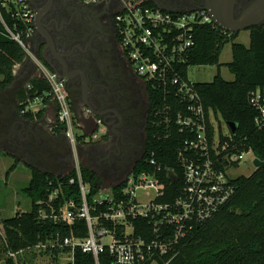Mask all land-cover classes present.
<instances>
[{
    "label": "trees",
    "instance_id": "16d2710c",
    "mask_svg": "<svg viewBox=\"0 0 264 264\" xmlns=\"http://www.w3.org/2000/svg\"><path fill=\"white\" fill-rule=\"evenodd\" d=\"M152 6V3L146 2ZM249 43L247 45L236 41L238 33L227 34L211 24L195 26L193 37L195 45L188 54L185 64L179 67V73L186 79V73L191 66L217 64L224 46L231 43L232 60L227 63L228 69L234 75L232 81H227L219 74L210 82H194L193 89L199 95L204 108L211 109L215 117L228 123H235L236 128L231 138L222 137L228 142L229 152L242 153L251 151L255 158L264 161V127H257L254 119L255 110L248 102V94L259 86L264 85V24L249 28ZM25 59V53L19 44L3 33L0 25V88L9 86L15 76L14 67ZM30 88L23 87L17 94L23 110L29 101L44 96V104H48L46 93L50 88L48 83L40 78L29 82ZM149 113L146 127L145 150L131 169L134 176L145 172L155 173L164 183V193L158 197L159 203H171L182 192V167L178 159V151L186 137L172 122L167 128L163 116L155 118L154 109H163L169 105L170 112L181 108L175 89L163 99L162 89L155 88L149 83ZM57 112V108H55ZM42 110L35 113L26 111L24 117L33 120L42 116ZM162 122V123H161ZM97 128L94 129L95 133ZM82 143V136L79 137ZM151 152L160 165V170L149 163ZM19 163L14 159L13 164L6 170L5 176L16 168ZM234 166H238L234 163ZM81 178L88 186L86 202L90 207V216L97 218V227H104L119 234L122 224L105 219L103 214L109 213L112 207L120 201H126L127 195L122 189L125 179L110 186L112 201L95 200L104 188L102 178L95 170L80 161ZM168 171L175 176L167 174ZM74 179V183L70 179ZM232 180L235 192L226 205L211 219L191 227L175 243H171L173 227L165 225L156 238L153 226L147 218H128L133 227V233L147 242L157 239L170 246L167 252L159 254L154 249L151 258L141 264H264V167L256 168L248 176H237ZM22 193L31 201L29 211H17L13 216L1 221V250L5 254L6 264H15L9 253L33 248L39 243H46L56 238L60 242L65 237L85 239L89 229L84 217L77 215V210L83 204L82 193L78 184L77 174L72 168L67 174L53 175L38 168H30V180ZM54 195L52 199L50 196ZM72 202L69 207L74 219L67 225L60 219V208ZM41 212L46 217L42 218ZM56 217V218H55ZM168 246V247H169ZM70 247L57 246L47 248L51 252L54 264H95L91 254L76 247L73 252V263L59 262V255L70 252ZM19 261L25 263V258ZM100 264H115L107 251L99 256ZM26 264V263H25Z\"/></svg>",
    "mask_w": 264,
    "mask_h": 264
},
{
    "label": "built area",
    "instance_id": "2783aa9c",
    "mask_svg": "<svg viewBox=\"0 0 264 264\" xmlns=\"http://www.w3.org/2000/svg\"><path fill=\"white\" fill-rule=\"evenodd\" d=\"M82 1L95 4L104 0ZM114 24L119 44L130 66L145 83L162 89L164 100L174 88L175 96L181 103V108L171 112L169 105H165L163 109L155 108L154 116L155 118L163 116L167 128L173 122L180 132L186 134L178 151L182 167V192L174 202L159 203L157 199L164 193V183L159 180L155 171L142 172L136 176L130 171L121 179L126 181L122 192L127 195V200L118 202L109 213L103 214L105 219L122 224L124 227L122 232L115 234L113 230L97 227V218L90 216V207L86 202L88 186L81 178L77 148L81 143L80 136L84 144L97 139L101 131L97 130L87 136L82 122L71 110L63 80L33 56L29 48V39L33 32V10L28 1L0 0V25L3 33L17 42L23 49L25 57L30 58L36 65V72L31 79L40 78L49 85L50 90L45 95L46 98L49 97L50 104L57 106V112L49 120L48 131L62 134L71 146L73 168L83 197V204L77 210V215L86 219L89 229V235L85 239L70 236L60 242L56 238L39 243L33 248L20 250L18 253H9L8 256L15 264H25L19 261V255L28 250L39 248L46 251L47 248L57 246H67L71 249L70 252L59 255L61 263H73L74 249L79 247L83 252L93 256L95 264H100L98 256L102 251H107L115 264H141L152 257L154 249H158L159 254H164L170 246L157 239L147 242L136 237L128 221L129 217L149 219L156 238L160 237L163 226H172L171 243H175L191 224L211 219L235 192L231 180L235 177L231 175L230 169L235 167L234 163L239 166L243 155L248 152H229L228 142L222 140V137L231 138L228 125L226 131L222 130L219 125L221 118L215 117L211 109L204 108L199 95L193 89L194 82L188 78V71L186 79L179 73V67L185 64L190 50L195 45L193 37L195 26L211 24L224 33L230 32L219 28L206 10L173 12L155 5L150 6L144 0H126L117 8ZM29 82L26 84L27 88H30ZM248 102L256 112L255 125L259 128L264 127V85L249 92ZM38 104L46 106L44 96L29 101L24 111L35 113V106ZM149 163L156 171L160 170V165L154 159V152L150 154ZM252 165L255 170L254 160ZM167 174L175 176L171 171ZM70 182L74 183V179H70ZM53 196L51 195L50 199ZM95 200L112 201L113 197L111 193L103 195L100 191ZM69 207H74V204L66 203L60 208V219L67 225H71L74 219ZM41 216L46 217L43 212Z\"/></svg>",
    "mask_w": 264,
    "mask_h": 264
},
{
    "label": "flooded vegetation",
    "instance_id": "af4514ba",
    "mask_svg": "<svg viewBox=\"0 0 264 264\" xmlns=\"http://www.w3.org/2000/svg\"><path fill=\"white\" fill-rule=\"evenodd\" d=\"M27 1L33 10V32L29 39L33 56L63 80L71 110L84 128L101 131L88 151L82 153L84 160L112 179L124 178L144 153L149 113L147 86L124 56L115 29V12L126 0L95 4L82 0ZM144 1L177 12L202 9L209 13L205 7L222 6L232 10L236 17L254 0ZM35 72L36 65L25 57L14 69L13 82L22 84L29 77L30 81ZM11 84L0 88L4 90L0 92V150L13 154L19 162L35 166L45 167L48 160L70 162L72 154L65 138L58 149L31 143L32 126L28 122L34 120L24 117L26 111L19 110L21 103L17 98L26 84L17 92ZM52 107L53 116L57 106L52 104ZM14 122L27 131L21 142L14 140V133L10 138L5 137ZM38 127L48 135L47 120Z\"/></svg>",
    "mask_w": 264,
    "mask_h": 264
},
{
    "label": "rangeland",
    "instance_id": "374dc122",
    "mask_svg": "<svg viewBox=\"0 0 264 264\" xmlns=\"http://www.w3.org/2000/svg\"><path fill=\"white\" fill-rule=\"evenodd\" d=\"M236 41L247 45L249 42V31L243 30L239 32ZM231 60V43H228L224 46L217 64L191 66L188 69V78L192 82H210L213 80L214 76L219 74L225 80L232 81L234 79V75L230 72L227 66V63ZM1 79L2 78L0 76V80ZM43 108L44 107L39 104L35 106L36 111H44ZM49 115L51 116L50 112ZM219 125L222 130L226 131L227 124L223 121V119L219 120ZM81 159L82 158L79 157V160L82 162L83 160ZM254 159L255 157L251 152L245 153L240 165L230 169L231 175L234 177L250 175L254 170V166L252 165V161ZM13 162V158L6 153L2 152V155L0 154V264H6L5 254L1 250V235L3 234L1 221L5 218L13 216L17 211H29L31 207L30 199L22 193L23 188L27 186L30 180V170L27 169L25 165H20L15 172H11L6 178L5 172L13 164ZM102 178L104 188L101 190V194L110 195V186L117 184L120 179H112L106 174ZM21 258H25L26 264H54L51 252H47L39 248L28 250V252L22 254ZM151 264L158 263L152 262Z\"/></svg>",
    "mask_w": 264,
    "mask_h": 264
},
{
    "label": "water",
    "instance_id": "95a60500",
    "mask_svg": "<svg viewBox=\"0 0 264 264\" xmlns=\"http://www.w3.org/2000/svg\"><path fill=\"white\" fill-rule=\"evenodd\" d=\"M205 9L209 10V13L212 17L213 22L219 28L223 29L226 32L239 33L243 30H248L249 28H251L253 26H258V25L264 24L262 21L264 19V0H254L252 3H250L249 5L244 7L243 10L236 17L233 16L232 10H229V9L226 10L222 6L217 7V8H214L212 6H207V7H205ZM169 11L177 12L175 10H169ZM15 67H14V69H15ZM29 78L25 79L22 84H18V83L15 84V81H14L10 87H12L15 92H17L23 87V85L25 86V84L29 81ZM3 91H0V92H3ZM4 118H6V117L4 116ZM5 122H6V120H5ZM17 123L18 122H14L13 124L11 123L8 134L5 135V137L10 138L11 135L13 136V133H14V135H15L14 140L17 139L19 142H21V141H23V139H25V137H27V134H26L27 131L23 127L16 126ZM33 123H35V122H32V121L28 122V124L31 126L34 125ZM227 125H228L230 131L233 133L235 131V128H236L235 123L230 122ZM29 131L32 132L31 136H30L31 143L36 144L37 146H41L44 143H46V142H44L46 140V137H50L49 134L46 135L43 132L42 133L39 132L38 135H35V133H33L32 129H30ZM60 135L61 136H59L57 138V141L60 144H62V140L65 137L62 134H60ZM64 149H66V148H64ZM64 149H62V150H64ZM67 149H69L70 153L72 154V150H71L70 145H67ZM77 151H78V155L80 157L81 147H78ZM254 165L256 166V168L264 167V161H262L258 158H255L254 159Z\"/></svg>",
    "mask_w": 264,
    "mask_h": 264
},
{
    "label": "crops",
    "instance_id": "0c3cea01",
    "mask_svg": "<svg viewBox=\"0 0 264 264\" xmlns=\"http://www.w3.org/2000/svg\"><path fill=\"white\" fill-rule=\"evenodd\" d=\"M249 43V42H248ZM44 108V111H43V115L40 117V118H34L32 122H35L33 123L34 125H32V131L33 133H35V135H38L39 134V130H38V125L39 124H42L44 123L45 120L48 121V123H50V119L53 117L52 116V113H53V107H52V104L48 103L47 106H43ZM49 112L51 114V116L49 115ZM77 117V116H76ZM78 118V117H77ZM79 119V118H78ZM37 124V125H36ZM85 130V133L87 134V136H89L91 133L94 132V129H90V128H84ZM49 134L50 137H48L47 141H45L46 143H44L43 145L39 146V147H44V146H47V144L52 147V148H60L58 146L59 142L57 141V138L60 135V133H50L49 131L47 132ZM98 139V138H97ZM97 139H93V140H90L89 142L87 143H80L79 147H81V154H80V157L82 158L81 160H83V163L88 165L90 168H92L93 170H95L97 172V174L102 178L105 176V174H102L100 173L99 171H97L95 168H93L90 163L86 160H84V157L82 156V153H85L86 151H88L89 147L91 146L92 142H95ZM0 154L2 155V151L0 150ZM7 155H9L10 157L13 158L14 160V156L13 154L11 153H6ZM49 164L47 166H35L34 164L32 163H23V162H19L17 165H16V168L12 171L15 172V170L20 166V165H25L27 167V169L30 170L31 167H37L38 169L42 170V171H46V172H49V173H52L53 175H64V174H67L72 168H73V153H72V160L68 163H56V162H52L51 160H48L47 161ZM103 179V178H102Z\"/></svg>",
    "mask_w": 264,
    "mask_h": 264
}]
</instances>
